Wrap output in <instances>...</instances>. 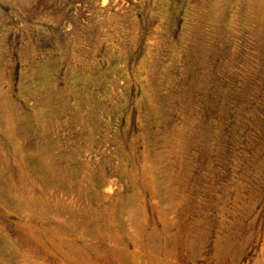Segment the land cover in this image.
Returning a JSON list of instances; mask_svg holds the SVG:
<instances>
[{
    "label": "rangeland",
    "instance_id": "374dc122",
    "mask_svg": "<svg viewBox=\"0 0 264 264\" xmlns=\"http://www.w3.org/2000/svg\"><path fill=\"white\" fill-rule=\"evenodd\" d=\"M0 264H264V0H0Z\"/></svg>",
    "mask_w": 264,
    "mask_h": 264
}]
</instances>
